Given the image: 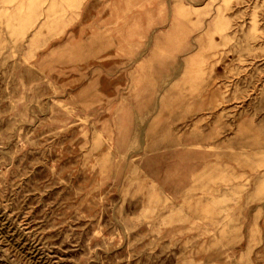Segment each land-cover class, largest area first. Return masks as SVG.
<instances>
[{"label":"rangeland","instance_id":"1","mask_svg":"<svg viewBox=\"0 0 264 264\" xmlns=\"http://www.w3.org/2000/svg\"><path fill=\"white\" fill-rule=\"evenodd\" d=\"M0 264H264V0H0Z\"/></svg>","mask_w":264,"mask_h":264},{"label":"bare ground","instance_id":"2","mask_svg":"<svg viewBox=\"0 0 264 264\" xmlns=\"http://www.w3.org/2000/svg\"><path fill=\"white\" fill-rule=\"evenodd\" d=\"M72 1H73V2L77 1V2H78L79 0H72ZM117 29H118V28H117ZM144 29H145V28H144ZM143 34H144V33H143ZM121 40H122V39H121ZM125 43H126V42H125ZM133 44H134V43H133ZM131 45H132V44H131ZM131 49H132V48H131ZM129 50H130V49H129ZM129 50H128V51H129Z\"/></svg>","mask_w":264,"mask_h":264}]
</instances>
